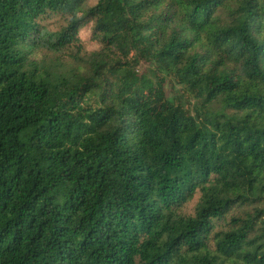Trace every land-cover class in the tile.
Masks as SVG:
<instances>
[{"label": "trees", "instance_id": "1", "mask_svg": "<svg viewBox=\"0 0 264 264\" xmlns=\"http://www.w3.org/2000/svg\"><path fill=\"white\" fill-rule=\"evenodd\" d=\"M89 2L0 0V264H264V0Z\"/></svg>", "mask_w": 264, "mask_h": 264}, {"label": "rangeland", "instance_id": "2", "mask_svg": "<svg viewBox=\"0 0 264 264\" xmlns=\"http://www.w3.org/2000/svg\"><path fill=\"white\" fill-rule=\"evenodd\" d=\"M96 2L97 0H90L89 4L94 5ZM43 24H45L50 31H57L66 24V18L63 15H54L52 17L46 18L43 21ZM79 44L82 46L79 52L77 46H72L60 53H52L39 48L33 52L31 57L32 59L41 62L42 66L46 70L54 74H64L67 76L71 75L72 73L86 74L88 70L85 63H88V61L91 60V54L94 52H99L102 48V45L93 38L92 24L81 31ZM76 54H79V57L84 61L76 58ZM151 68V65L143 62L138 67V71L140 74L143 73L151 77ZM165 90L168 95H172L177 92V95L184 96L182 86L175 82H171V80L166 82ZM191 102L194 103V100L191 99ZM200 197L201 193L198 192L191 201L185 204V206L181 209V213L185 216H194L196 214ZM245 210H252V208L245 206L232 210L231 215L227 217L228 219L226 221L217 222L216 231L228 228L227 223L231 216L240 215Z\"/></svg>", "mask_w": 264, "mask_h": 264}]
</instances>
